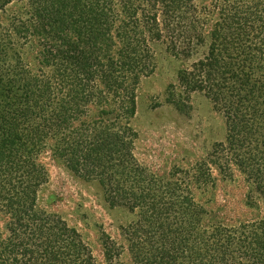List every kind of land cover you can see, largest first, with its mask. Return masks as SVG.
<instances>
[{
	"label": "trees",
	"instance_id": "16d2710c",
	"mask_svg": "<svg viewBox=\"0 0 264 264\" xmlns=\"http://www.w3.org/2000/svg\"><path fill=\"white\" fill-rule=\"evenodd\" d=\"M14 2L27 5L26 19L15 22L37 38L57 75L54 86L65 92L53 100L50 115L36 106L39 124L29 129L22 125L32 114L25 94L0 100V125L8 129L0 138V212L9 216L0 264H100L76 230L37 210L36 191L47 171L36 156L45 151L74 176L95 182L111 208L135 216L123 233L137 264H264L260 225L229 224L222 206L196 200L195 191L209 194L217 182L208 163L159 174L136 155L130 125L136 106L126 79L137 83L149 74L142 58L162 32L173 53L193 57L200 27L178 12L192 0H0V11ZM245 2L247 14L227 13L213 26L207 52L178 73L182 92H169L166 102L184 111L193 94L210 100L226 118L230 147L209 164L228 177L233 165L263 200L264 161L257 156L264 147L253 150L250 143L259 141L264 106V22L256 15L264 4ZM151 4L163 13L165 29L157 10H146ZM5 32L0 21V48L9 42ZM6 82L11 93L13 81ZM111 98L119 109H112ZM93 103L102 107L89 114ZM102 241L104 259L113 264L124 248Z\"/></svg>",
	"mask_w": 264,
	"mask_h": 264
},
{
	"label": "rangeland",
	"instance_id": "374dc122",
	"mask_svg": "<svg viewBox=\"0 0 264 264\" xmlns=\"http://www.w3.org/2000/svg\"><path fill=\"white\" fill-rule=\"evenodd\" d=\"M259 1L264 4V0ZM26 6L14 2L0 11V21L9 41L4 48H0V100H5L9 95L19 98L24 93L32 114L22 125L29 129L39 124L36 106L50 115L55 108L53 100L61 98V93L65 91L54 86L57 75L53 66L45 64L37 38L26 27L15 22L26 19ZM183 8L178 11L181 16L184 19L192 16L200 27L201 42L197 43L198 47H194L193 57L173 53L169 39L162 32L158 41L150 42V51L142 58L149 68V74L141 77L137 83L133 81V76L126 79L125 84L129 91L132 90L136 106L135 117L130 121L131 128L137 134L136 155L140 162L159 174H168L176 169L188 171L208 163L209 172L217 182L209 194L195 191L196 200L202 204L216 203L218 207L222 206L229 224L260 225L264 235V199L252 194L245 175L233 165L230 168L231 177L221 174L217 167L211 165L215 153L230 147L226 118L202 94L191 95L188 108L184 111H178L166 102L169 92H182L177 81L178 73L188 69L193 61L203 58L207 52L210 46L209 32L213 26L221 18L227 17V13L237 11L240 15L247 14V3L245 0H228V4L227 0H192L191 4ZM152 9L157 10L158 23L165 29L163 13L158 11V6L154 8L153 4L147 5L146 10ZM256 15L264 22L262 7ZM182 24L188 29L184 22ZM15 26L20 28L19 31H15ZM176 29L182 32L180 26ZM7 79L13 81L11 93L8 91ZM107 102L114 110L120 107L114 98ZM97 105L93 103L87 106V113L92 114L102 107ZM260 113L262 119L255 138L259 141L250 143V148L257 147V144L264 147V106ZM7 130L0 125V138L2 131ZM263 154L257 156L261 161H264ZM36 159L47 171L46 182L36 191L37 210L57 216L69 228L76 230L98 263L108 264L102 253V240L107 237L124 248L113 264H137L126 249L123 233L135 216L121 208H111L95 182L68 172L56 163L49 151L40 152ZM0 182L3 186L4 182ZM9 189V186L3 188L5 191ZM8 218L7 213L0 212V237L5 234Z\"/></svg>",
	"mask_w": 264,
	"mask_h": 264
}]
</instances>
